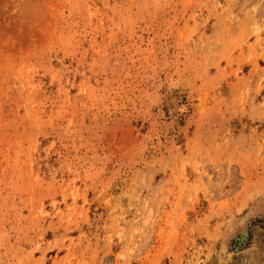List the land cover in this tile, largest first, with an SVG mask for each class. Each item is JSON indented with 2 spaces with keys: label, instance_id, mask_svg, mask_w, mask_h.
Masks as SVG:
<instances>
[{
  "label": "rangeland",
  "instance_id": "rangeland-1",
  "mask_svg": "<svg viewBox=\"0 0 264 264\" xmlns=\"http://www.w3.org/2000/svg\"><path fill=\"white\" fill-rule=\"evenodd\" d=\"M0 264H264V0H0Z\"/></svg>",
  "mask_w": 264,
  "mask_h": 264
}]
</instances>
